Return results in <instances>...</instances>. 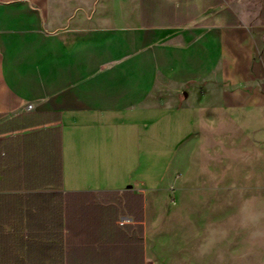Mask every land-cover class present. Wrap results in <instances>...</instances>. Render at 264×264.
I'll use <instances>...</instances> for the list:
<instances>
[{"label": "crops", "instance_id": "obj_1", "mask_svg": "<svg viewBox=\"0 0 264 264\" xmlns=\"http://www.w3.org/2000/svg\"><path fill=\"white\" fill-rule=\"evenodd\" d=\"M0 264H264V0H0Z\"/></svg>", "mask_w": 264, "mask_h": 264}, {"label": "rangeland", "instance_id": "obj_2", "mask_svg": "<svg viewBox=\"0 0 264 264\" xmlns=\"http://www.w3.org/2000/svg\"><path fill=\"white\" fill-rule=\"evenodd\" d=\"M166 151H162V154L160 156H158L155 161H154V158H153V155L152 153H149L148 154V164H149V168H152L153 164H155V168H154V172L156 174V172H159L160 170H162L164 168L163 165H165V158H164V153ZM184 222V221H183ZM186 222L189 223V226L187 227V229L190 230V232L192 231V228L194 226V221L193 220H186Z\"/></svg>", "mask_w": 264, "mask_h": 264}, {"label": "built area", "instance_id": "obj_3", "mask_svg": "<svg viewBox=\"0 0 264 264\" xmlns=\"http://www.w3.org/2000/svg\"><path fill=\"white\" fill-rule=\"evenodd\" d=\"M28 107L31 108V105H29Z\"/></svg>", "mask_w": 264, "mask_h": 264}]
</instances>
